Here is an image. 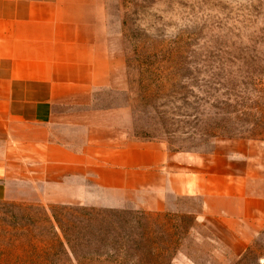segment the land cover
<instances>
[{
  "label": "rangeland",
  "instance_id": "rangeland-1",
  "mask_svg": "<svg viewBox=\"0 0 264 264\" xmlns=\"http://www.w3.org/2000/svg\"><path fill=\"white\" fill-rule=\"evenodd\" d=\"M105 4L131 134L165 145L195 171L225 158L245 188L242 197L220 204L231 216L247 211L246 221L202 218L197 199L165 204L150 192L97 188L85 198L77 184L63 182L0 201V227L24 226L35 234L40 228L49 240L54 208L71 209V220L84 211L114 212L119 226L136 230L139 242L169 248L168 264H264V198L257 197L264 196V0ZM240 154L241 160L228 162ZM249 155H255L253 163ZM58 261L77 264L71 255Z\"/></svg>",
  "mask_w": 264,
  "mask_h": 264
},
{
  "label": "crops",
  "instance_id": "crops-1",
  "mask_svg": "<svg viewBox=\"0 0 264 264\" xmlns=\"http://www.w3.org/2000/svg\"><path fill=\"white\" fill-rule=\"evenodd\" d=\"M112 42L105 0H0V201L74 182L85 198L150 192L197 199L205 219L246 221L220 204L245 188L225 158L195 171L131 134Z\"/></svg>",
  "mask_w": 264,
  "mask_h": 264
},
{
  "label": "trees",
  "instance_id": "trees-1",
  "mask_svg": "<svg viewBox=\"0 0 264 264\" xmlns=\"http://www.w3.org/2000/svg\"><path fill=\"white\" fill-rule=\"evenodd\" d=\"M54 209L58 215L47 221L49 240L40 228L35 234L24 226L0 227L1 264H59L62 255L77 264H168L171 258L169 248L159 250L149 239L141 243L133 227L119 226L117 213L82 210L85 215L71 220V209Z\"/></svg>",
  "mask_w": 264,
  "mask_h": 264
}]
</instances>
